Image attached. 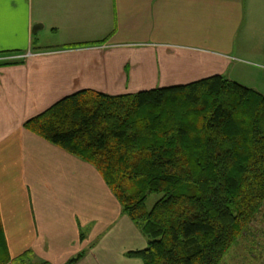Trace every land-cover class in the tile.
Segmentation results:
<instances>
[{
	"label": "crops",
	"instance_id": "0c3cea01",
	"mask_svg": "<svg viewBox=\"0 0 264 264\" xmlns=\"http://www.w3.org/2000/svg\"><path fill=\"white\" fill-rule=\"evenodd\" d=\"M31 48L24 63L0 65V214L12 263L30 252L36 264L80 253L73 264H143L129 252L147 236L100 172L25 123L87 89L119 95L223 75L264 95L260 76L245 83L264 71V0H0V58Z\"/></svg>",
	"mask_w": 264,
	"mask_h": 264
},
{
	"label": "trees",
	"instance_id": "16d2710c",
	"mask_svg": "<svg viewBox=\"0 0 264 264\" xmlns=\"http://www.w3.org/2000/svg\"><path fill=\"white\" fill-rule=\"evenodd\" d=\"M25 127L100 172L147 236L129 252L143 264H220L264 205V95L223 75L119 95L81 90ZM152 193L163 196L149 209ZM11 261L0 214V264Z\"/></svg>",
	"mask_w": 264,
	"mask_h": 264
},
{
	"label": "rangeland",
	"instance_id": "374dc122",
	"mask_svg": "<svg viewBox=\"0 0 264 264\" xmlns=\"http://www.w3.org/2000/svg\"><path fill=\"white\" fill-rule=\"evenodd\" d=\"M36 50L37 49L35 48H31V50H29L28 52L23 53L22 55L19 54V56L15 58H0V62L18 60L22 61L21 63H24L29 57L33 56L36 53ZM245 75V83H249V85L250 82H252L253 75H258V78L260 76V79L264 81V71L262 69H258V71L255 72L246 73ZM261 85L264 87V83ZM162 196V193L150 194L147 199V207L150 209L154 205V203ZM7 264L36 263L32 258H20L14 263H12L11 261ZM220 264H264V205L256 219L250 225V228L230 248V250L223 257Z\"/></svg>",
	"mask_w": 264,
	"mask_h": 264
},
{
	"label": "water",
	"instance_id": "95a60500",
	"mask_svg": "<svg viewBox=\"0 0 264 264\" xmlns=\"http://www.w3.org/2000/svg\"><path fill=\"white\" fill-rule=\"evenodd\" d=\"M39 24H37L35 27H34V31H36L37 27H38Z\"/></svg>",
	"mask_w": 264,
	"mask_h": 264
},
{
	"label": "built area",
	"instance_id": "2783aa9c",
	"mask_svg": "<svg viewBox=\"0 0 264 264\" xmlns=\"http://www.w3.org/2000/svg\"><path fill=\"white\" fill-rule=\"evenodd\" d=\"M31 54V53H30ZM15 57H17V56H13V58H15Z\"/></svg>",
	"mask_w": 264,
	"mask_h": 264
}]
</instances>
